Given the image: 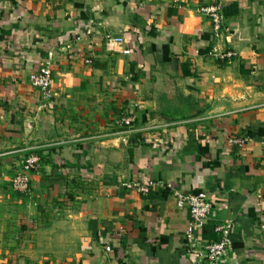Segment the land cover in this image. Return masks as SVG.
Here are the masks:
<instances>
[{"label": "crops", "instance_id": "obj_1", "mask_svg": "<svg viewBox=\"0 0 264 264\" xmlns=\"http://www.w3.org/2000/svg\"><path fill=\"white\" fill-rule=\"evenodd\" d=\"M48 55L50 98L28 79ZM132 179L204 191L197 245L231 218L225 264H264V0H0V264H203L188 209Z\"/></svg>", "mask_w": 264, "mask_h": 264}, {"label": "built area", "instance_id": "obj_2", "mask_svg": "<svg viewBox=\"0 0 264 264\" xmlns=\"http://www.w3.org/2000/svg\"><path fill=\"white\" fill-rule=\"evenodd\" d=\"M201 11L210 18L213 28L217 30L222 19L221 5L219 3L205 5L201 7ZM108 38H110L109 35ZM124 52L128 51L124 50ZM231 55V52L226 53V56ZM28 79L30 84L38 89L44 97H51L52 70L50 67V55L46 57L43 63L31 70ZM133 120V115H121L115 119V123L128 128ZM246 140H248V137H232L229 139V142L231 144H241ZM40 168V156L36 153H28L21 161L19 169L10 179L11 189L19 193H29L30 174L39 172ZM120 185L126 190L136 191L141 194L148 192L155 185L164 191H170L174 196L176 204L178 206H185L188 209L189 217L185 229V237L189 242L187 246L188 251L197 255L203 264L226 263L228 253L233 252L232 235L235 232V222L233 219L227 218L214 224L212 226L214 240L205 243L203 246L197 245L199 231L209 217L213 207L212 200L204 191L192 190L183 193L171 188L169 184L151 180L140 181L132 179L121 181ZM105 250H110L109 245L105 246Z\"/></svg>", "mask_w": 264, "mask_h": 264}, {"label": "rangeland", "instance_id": "obj_3", "mask_svg": "<svg viewBox=\"0 0 264 264\" xmlns=\"http://www.w3.org/2000/svg\"><path fill=\"white\" fill-rule=\"evenodd\" d=\"M11 179V178H10ZM9 184V181L7 183H5V185ZM6 187V186H5ZM13 191V190H12ZM13 192H16V191H13ZM19 193V192H17ZM19 198L22 200V201H25V200H28V197H30V195L27 193V194H24V193H19Z\"/></svg>", "mask_w": 264, "mask_h": 264}]
</instances>
